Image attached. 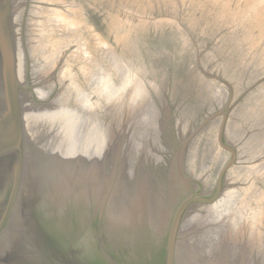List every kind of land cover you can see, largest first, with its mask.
<instances>
[{
  "label": "rangeland",
  "instance_id": "obj_1",
  "mask_svg": "<svg viewBox=\"0 0 264 264\" xmlns=\"http://www.w3.org/2000/svg\"><path fill=\"white\" fill-rule=\"evenodd\" d=\"M34 1L15 0L22 5L13 14L0 9V264H164L170 225L187 198L201 202L191 203L180 220L172 264L251 223L247 209L233 213L205 200L233 149L217 197L232 189L247 197L243 192L257 187L261 195L249 197L264 208L258 173L264 168V0H62L82 8L127 71L97 56L113 82L97 95L77 69L94 99L88 106L60 94L72 106L66 109L71 119L82 120L60 146L56 135L51 143L46 135L33 143L39 125L19 124L18 109L6 105L21 91L34 107L35 100L46 108L56 99L52 86L32 89L39 75L21 52L13 61L4 53L12 42L11 30L3 29L11 15L16 36L24 38L21 48L29 46ZM3 72L19 75L24 86L5 88ZM232 114L243 117H237L240 128L232 126ZM255 134L262 140L252 144ZM19 156L17 167L9 162ZM200 175L205 185L198 189L193 179ZM194 213L201 217L190 220Z\"/></svg>",
  "mask_w": 264,
  "mask_h": 264
},
{
  "label": "bare ground",
  "instance_id": "obj_2",
  "mask_svg": "<svg viewBox=\"0 0 264 264\" xmlns=\"http://www.w3.org/2000/svg\"><path fill=\"white\" fill-rule=\"evenodd\" d=\"M14 2H15V0H0V9L9 10L13 14L15 11V7H16ZM64 2L62 0H37V1L32 2L35 5V9L33 10V15H32V17H30L32 24L27 25V27L31 30H27V28H26V35L27 36L30 35L32 40L29 43V46L27 45V47L25 49H24V46H23V48H21V45H22L21 40L23 42L24 38L23 37L21 38L20 37L21 35H19L18 33H17L18 35L16 36V31L14 30L15 25H12L13 15H11L10 18L8 17V19L6 20L8 23H6L7 25H4V27H3V29L6 30L7 32L10 30L12 32V33L9 32L11 35L10 40L12 41V42H10L11 45L9 44L8 48L6 46L7 50L6 49L4 50L5 51L4 53L6 54V56L9 55V57H10L11 55H13V58L15 60H18L17 57H18L19 53L21 52L25 66L27 68H30L32 70V73L39 75V78L34 80L35 82H34V86L32 89L33 90H43L45 88V86L49 85V86H52V89H50V90L53 91L54 93H56V99L54 100L55 97L53 99L50 98L51 95L48 92L49 100L52 99L51 100L52 103L49 104L48 107H46V108L39 106V103L45 102L43 100H35L36 103H38V104L36 107H34L33 103H31L30 101H27V99H23L22 96L24 95L25 91H21L19 94H16L12 99H9L10 101H8L6 103L8 109H11V108L14 110L18 109V113H17L16 117L18 118L17 121L19 124H22L26 127H28L29 123L39 125L40 131H36V133L33 134L34 135L33 139H32L33 143L37 142V141L39 142L40 140L41 141L44 140V135H46V137L48 138L47 143H51L52 135H56V141H58L57 140L58 136H59V139L62 137L61 138L62 140H59V142L55 141L56 144H58V146L63 145V144L66 145V143L63 142V140L69 138V135H74V133H75L74 127L75 126L78 125V128H80V122L82 123L81 118L76 117L74 120L71 119L73 114L70 115L71 112L66 110V109L70 108V107L72 108V106H70V103L68 104L67 98L62 97L65 99V101H62L61 98H59L60 94L64 92L65 96L67 95L69 97L71 94L73 96H75V100L77 101V104H85V105L88 104V106L91 105L90 103H92V100L94 99V97H92V95L89 94L87 89H85V87H83L81 85V82L78 79V73L79 72L77 69H79L81 75L84 77L85 83L87 85H89L91 88H93V90L98 91L97 95L102 93V92L100 93V90H99L100 86L110 87V86H112V83H113L110 80V78H108V75L106 74L107 69L105 68L103 61L100 59H97V56H101L102 59L104 58L105 60L111 61L112 67L117 68L116 69L117 72H120L122 74V68L125 71H127V68L118 62L119 58L117 57L116 53L113 52L110 45L100 36V34L97 31L94 24H92L91 20L82 11V8L76 6L72 2H71V4H68L67 2L64 3ZM7 4H8V8H6ZM21 5H19V7L17 6L18 9L21 7ZM67 6H69V7H67ZM16 23H19V22H16ZM1 26H3V25H1ZM1 26H0V29H1ZM22 30H21V32H22ZM3 37H4V35L1 36L2 40H3ZM5 39L8 41L7 37ZM13 41L16 43H13ZM6 43L8 44V42H6ZM6 43H5V45H7ZM17 43H19L20 46H18ZM2 48H4V47H2ZM25 57H26V59H25ZM13 58H11L12 61H13ZM68 58H71L74 60H72L70 62L68 60ZM61 63L63 66L60 65ZM30 65H31V67H30ZM35 66H37V68H39V69H35ZM4 68H5V64H4ZM11 68L13 69L14 66L12 65ZM61 69H62V71L60 72ZM15 72H17V67L15 68ZM128 72H130V71H128ZM2 75H3L2 76V84L5 86V88L6 87L16 88V86H18V85H20L18 88H21L22 86H24L23 84H21L22 80L19 79L20 78L19 75L9 77L10 74L6 75L5 72H3ZM220 81L224 82L222 80H220ZM37 83H38V85L40 83L39 87H36ZM125 85L126 84L122 85L121 89ZM63 88H64V91H63ZM116 90H118V89L111 91V93L116 92ZM225 92L224 91L222 92L223 96H225ZM37 93L39 94V96H41V92H37ZM57 95H58V97H57ZM135 101L136 100H134V102L131 104V106L134 105V103H136ZM136 107H138V106H136ZM126 108H130V106H128V104H127ZM35 109H37V110H35ZM49 109L55 110L57 114L54 117H52L51 116L52 114L49 113V111H48ZM234 114H232V116ZM236 115H234L231 118L232 126L234 128L239 126L238 125V121H239L238 118H240V117H241V119L243 118L242 116H239L240 114L237 116ZM55 118L59 119V120L55 121ZM6 119H8V118H6ZM77 119H80V121L78 120L79 123L77 121H75ZM126 119H128V118H125V120ZM7 122H5V123H7ZM123 124H126V123L124 122ZM224 125H226V122ZM129 126H130V124H129ZM35 127H33V128H35ZM47 128L51 132L48 131ZM92 128L96 129V128H98V125L96 127H92ZM224 128H226V126ZM239 128H240V126H239ZM15 129H16V127H15ZM17 130H18V128H17ZM90 130H92V129H90ZM255 130L256 129H254V131ZM12 131H13V129H12ZM30 131H32V130H30ZM92 131L96 134L98 133L97 130H92ZM249 131H252V126H251V129ZM133 132H135V131L133 130ZM241 132L246 133V130L245 129L243 131L241 130ZM44 133H47L48 136H47V134H44ZM13 135H11V136H13ZM226 135H225V137H226ZM251 138L253 139V141L255 140L252 144L259 143L260 139L262 140V137H260L259 135H256V134L252 135ZM251 138H250V141H247L248 143H250V147L252 146ZM222 139H224V138H222ZM29 141H30V138H29ZM237 141H239V140H237ZM55 142H54V145H55ZM1 143H2V141H1ZM234 144H236V143H234ZM237 145H239V144H237ZM252 152H254V151H252ZM1 155L3 156V154H1ZM14 156H16V155H14ZM236 158H238V157H236ZM258 159L259 158L257 157V160ZM249 163H250V161H249ZM243 164H245V163H243ZM206 165H208V164H206ZM257 166H259V165H257ZM239 168H241V167H239ZM258 171H259L258 173H260V176L263 177V179H264V168L262 167V165H260V168H258ZM117 177H115V178H117ZM118 179H120V178H118ZM204 180H205L204 177H202V175H200L199 177H197V179L194 178L193 182L198 187V189H201V186L203 187V185H205ZM207 184H209V183H207ZM252 189L253 190L249 189L248 193L246 191L243 192L244 193L243 195L247 194V197L242 196V193L238 190L236 191L235 189H232V191H226L222 196L220 195L219 197H216L212 201L211 204L218 201L220 203V206L223 209L228 208L231 211H233V213L239 212V208H242V209L245 208V209H247V213L244 212L247 214L245 222H253L254 220L262 217V214L264 213V210H263L264 208L257 206L255 201H254V203H252V201H251L252 198L249 197L250 193L258 192V194L261 195V191L257 187L256 188L252 187ZM210 198H212V195L210 196ZM189 208H187V210H189ZM217 208H216V211H217ZM218 209H220V208H218ZM187 210H185V212L183 214L184 216L186 215ZM192 212H193V210H192ZM244 213L240 214V218H241L242 222H244V216H245ZM208 214H209V216L214 215V217H215V214H213L212 212L208 211ZM187 215H188V213H187ZM192 216H194V217L196 216V217L193 218ZM192 216H191L192 218L190 220L199 219L201 217L199 215H196L195 213ZM226 225H227V221L225 222L224 227H226ZM177 238H178V236H177ZM177 238H176V241H177ZM175 244H176V242H175Z\"/></svg>",
  "mask_w": 264,
  "mask_h": 264
},
{
  "label": "water",
  "instance_id": "obj_3",
  "mask_svg": "<svg viewBox=\"0 0 264 264\" xmlns=\"http://www.w3.org/2000/svg\"><path fill=\"white\" fill-rule=\"evenodd\" d=\"M246 91L247 90H244V92ZM244 92H242L240 96ZM222 115L224 116L221 121L223 124L226 116L225 113ZM21 143L22 142H19V145H21ZM9 151L12 152L11 148H8L7 152ZM21 156L16 159H9V162L12 160V163L16 166L15 162L17 161V165H19L22 160ZM234 160L235 152L232 149L230 150V159L222 164V167L219 169L217 176L218 182L216 184L217 186L214 188L215 190L213 189L212 198L209 197L205 200L206 202L215 199L219 195L223 183V176L225 172H227L228 166L234 162ZM194 202H201V200L198 198L185 199L174 214L165 244L164 264H172L173 262V251L180 220L185 210ZM3 215H6L5 212H3ZM174 264H264V216Z\"/></svg>",
  "mask_w": 264,
  "mask_h": 264
}]
</instances>
